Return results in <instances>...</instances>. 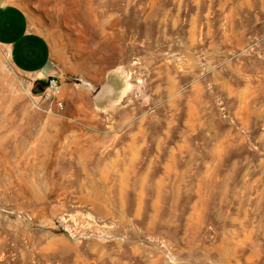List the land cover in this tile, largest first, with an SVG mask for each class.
<instances>
[{
  "label": "rangeland",
  "instance_id": "obj_1",
  "mask_svg": "<svg viewBox=\"0 0 264 264\" xmlns=\"http://www.w3.org/2000/svg\"><path fill=\"white\" fill-rule=\"evenodd\" d=\"M15 1L118 91L0 48V264H264V0Z\"/></svg>",
  "mask_w": 264,
  "mask_h": 264
},
{
  "label": "crops",
  "instance_id": "obj_2",
  "mask_svg": "<svg viewBox=\"0 0 264 264\" xmlns=\"http://www.w3.org/2000/svg\"><path fill=\"white\" fill-rule=\"evenodd\" d=\"M0 48L31 84L52 75L82 77L85 90L101 105L95 101V94L110 81L109 66H91L88 58L72 52L71 43L56 41L43 21L15 0H0ZM62 87L64 101L71 96V86L64 81Z\"/></svg>",
  "mask_w": 264,
  "mask_h": 264
},
{
  "label": "built area",
  "instance_id": "obj_3",
  "mask_svg": "<svg viewBox=\"0 0 264 264\" xmlns=\"http://www.w3.org/2000/svg\"><path fill=\"white\" fill-rule=\"evenodd\" d=\"M46 84L42 87L43 92L40 95L44 100L53 103L56 106H63V87L60 75H52L44 80Z\"/></svg>",
  "mask_w": 264,
  "mask_h": 264
},
{
  "label": "water",
  "instance_id": "obj_4",
  "mask_svg": "<svg viewBox=\"0 0 264 264\" xmlns=\"http://www.w3.org/2000/svg\"><path fill=\"white\" fill-rule=\"evenodd\" d=\"M117 91V86L109 81L96 92L95 101L101 105L111 103L114 101ZM42 92L43 88L40 85H37L32 91L34 95H41Z\"/></svg>",
  "mask_w": 264,
  "mask_h": 264
},
{
  "label": "trees",
  "instance_id": "obj_5",
  "mask_svg": "<svg viewBox=\"0 0 264 264\" xmlns=\"http://www.w3.org/2000/svg\"><path fill=\"white\" fill-rule=\"evenodd\" d=\"M45 84H46V82H45L44 80L37 81L35 87H36L37 85H40L41 87H43Z\"/></svg>",
  "mask_w": 264,
  "mask_h": 264
}]
</instances>
